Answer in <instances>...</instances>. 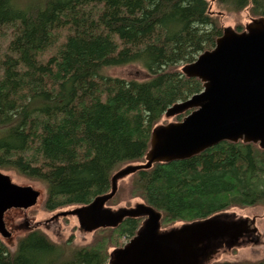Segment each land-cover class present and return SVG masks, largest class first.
<instances>
[{
	"label": "trees",
	"instance_id": "obj_1",
	"mask_svg": "<svg viewBox=\"0 0 264 264\" xmlns=\"http://www.w3.org/2000/svg\"><path fill=\"white\" fill-rule=\"evenodd\" d=\"M213 3L264 17V0ZM222 34L209 0H0V170L42 182L49 212L109 194L115 173L145 162L167 111L203 91L182 68ZM135 63L148 80L105 75ZM132 195L162 214L163 227L264 206V150L224 142L156 164L134 175ZM143 220L101 230L83 248L40 231L14 252L0 241V264H108L109 249L135 237Z\"/></svg>",
	"mask_w": 264,
	"mask_h": 264
},
{
	"label": "water",
	"instance_id": "obj_2",
	"mask_svg": "<svg viewBox=\"0 0 264 264\" xmlns=\"http://www.w3.org/2000/svg\"><path fill=\"white\" fill-rule=\"evenodd\" d=\"M182 73L200 80L203 91L176 104L165 116L190 114L182 122L156 126L145 162L115 173L109 194L63 213L77 217L87 233L115 229L127 218L144 219L135 237L110 254L108 264H210L220 249L239 247L242 239L257 231L248 218L228 213L164 230L162 214L146 203L117 211L107 207L118 192L119 181L156 164L191 159L224 142L253 144L264 150V17L252 19L243 32L224 29L215 48L185 65ZM40 196L32 186L16 184L0 171L3 238L11 237L6 214L34 208Z\"/></svg>",
	"mask_w": 264,
	"mask_h": 264
},
{
	"label": "rangeland",
	"instance_id": "obj_3",
	"mask_svg": "<svg viewBox=\"0 0 264 264\" xmlns=\"http://www.w3.org/2000/svg\"><path fill=\"white\" fill-rule=\"evenodd\" d=\"M211 2V11L219 18L222 30L226 28H232L235 31L238 27L242 28L243 31L246 25L251 22L253 17L250 16L248 10L239 14H228L226 12H221L213 3ZM105 75L111 78H119L124 80H136L139 82H144L149 79V73L140 63H135L127 65L124 67L108 68L105 70ZM190 114V113H189ZM185 117L178 121V117L164 118L158 124L168 125L170 123L182 122ZM8 175H10L14 183L22 186H32L34 189L38 190L41 194L37 206L31 208L27 211V217L29 222L33 225L37 224L40 232L45 234L51 241L57 244H66L72 239V244L76 248H83L93 244L96 238L100 235V231L93 233H87L83 231L79 225L78 219L75 216H64V215H54L59 211H71L77 207H69L59 210L58 212H49L45 208V202L47 199L46 186L40 182L29 178H26L13 170H0ZM134 181V175L128 176L118 183V192L114 199L107 204V207L113 211L119 209H129L135 207L137 204L145 203L140 198H135L132 195V184ZM17 209L10 210L5 216V222L7 229L11 230L15 236L10 240H0L4 241L8 248L14 252L16 250L17 244L20 238H23L30 232L29 228L23 227V215L18 213ZM23 211V210H22ZM230 215H234L235 218H248L252 224L253 229H256V233H252V239H246L243 244L239 247H234L232 250H225L219 252L210 264L217 262H232V263H255L264 259V206L245 208V209H231L226 212ZM54 217L56 219H54ZM54 219V220H53ZM144 222V221H143ZM142 222V224H143ZM35 223V224H34ZM184 222H179L171 226L163 227L164 230H169L171 228L182 226ZM32 225V226H33ZM22 226V227H21ZM31 226V227H32ZM9 230V231H10ZM254 236V237H253ZM129 242L128 239H122L120 241V246L116 248L109 249V259L110 254L118 248L124 247ZM109 262V261H108Z\"/></svg>",
	"mask_w": 264,
	"mask_h": 264
},
{
	"label": "flooded vegetation",
	"instance_id": "obj_4",
	"mask_svg": "<svg viewBox=\"0 0 264 264\" xmlns=\"http://www.w3.org/2000/svg\"><path fill=\"white\" fill-rule=\"evenodd\" d=\"M29 210H30V209H29ZM16 211H19L18 213H22V215H23V220H24V223H23L22 226L25 227V228H29V229H30V232H29V233H32V232H35V231H40V230L38 229V225H37V224L34 223L35 225H33V223L29 222V218L27 217V211H28V210H23V211H22L21 209H17ZM58 211H59V210H58ZM58 211H54V212H58ZM65 212H66V211H63V212L59 211L57 214H54V215H64L63 213H65ZM52 213H53V212H52ZM72 217H73V216H72ZM54 219H56V218L54 217ZM54 219H53V220H54ZM143 221H144V220H143ZM78 222H79V221H78ZM32 225H33V226H32ZM79 225H80V224H79ZM22 226H21V227H22ZM31 226H32V227H31ZM250 226L253 228V224L251 225V221H250ZM9 230H10V229H9ZM9 230H8V231H9ZM9 232L11 233V237H10L9 239H5V238H3V237L0 235L1 239L5 240V241H6V240H10V239H12V237H14L15 234H14L11 230H10ZM29 233H28V234H29ZM28 234H27V235H28ZM25 236H26V235H25ZM25 236H24V237H25ZM24 237H23V238H24ZM251 237H252L251 234H250L248 237L246 236L244 239H242V240L240 241V243H243L244 241H246V239H252ZM253 237H254V236H253ZM133 238H134V237H133ZM133 238H132V239H133ZM20 239H22V238H20ZM20 239H19V240H20ZM132 239H131V240H132ZM131 240H129V242H130ZM0 241H2V240H0ZM2 242L5 243L4 241H2ZM129 242H128V243H129ZM5 245H6V244H5ZM17 245H18V244H17ZM6 246H7V245H6ZM7 247H8V246H7ZM16 249H17V247H16ZM225 250H226V248L223 247L222 249L219 250V252H221V251H225Z\"/></svg>",
	"mask_w": 264,
	"mask_h": 264
},
{
	"label": "bare ground",
	"instance_id": "obj_5",
	"mask_svg": "<svg viewBox=\"0 0 264 264\" xmlns=\"http://www.w3.org/2000/svg\"><path fill=\"white\" fill-rule=\"evenodd\" d=\"M100 231V230H99Z\"/></svg>",
	"mask_w": 264,
	"mask_h": 264
}]
</instances>
